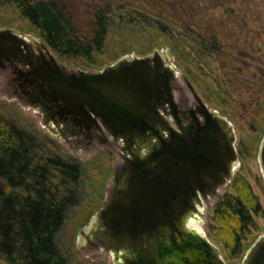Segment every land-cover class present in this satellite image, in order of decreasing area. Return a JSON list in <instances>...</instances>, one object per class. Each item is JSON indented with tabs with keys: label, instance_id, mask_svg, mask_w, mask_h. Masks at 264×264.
I'll return each instance as SVG.
<instances>
[{
	"label": "water",
	"instance_id": "1",
	"mask_svg": "<svg viewBox=\"0 0 264 264\" xmlns=\"http://www.w3.org/2000/svg\"><path fill=\"white\" fill-rule=\"evenodd\" d=\"M50 49L41 37L0 29V64L10 57L20 58L27 69L24 82L37 86L42 97H31V106L53 103L60 115L98 119L113 138L129 129L136 131L137 141H141L130 150L135 182L123 183L125 194L120 193L106 210L92 216L79 231L77 247L94 245L104 235L102 241L112 245L113 264H228L220 248L193 221L200 213L187 200L185 174H172L167 181L161 176L147 179L149 173L159 171V159L179 152L163 145L160 131H153L151 126L159 121L156 106L173 104L171 84L182 75L173 64V53L154 50L140 58L122 57L97 72L68 73L56 63ZM235 140L234 126L226 116L218 111L206 114L205 125L198 127V135L192 140V150L186 152L189 158L193 153L194 157L186 160L184 155L183 160L200 163L206 158V166L198 165L200 170L212 168L211 184L226 186L232 174L220 177L217 170L226 157L231 168L237 165ZM257 158L264 178V133ZM194 181L202 184L206 178L195 177ZM240 264H264V232L243 254Z\"/></svg>",
	"mask_w": 264,
	"mask_h": 264
},
{
	"label": "rangeland",
	"instance_id": "2",
	"mask_svg": "<svg viewBox=\"0 0 264 264\" xmlns=\"http://www.w3.org/2000/svg\"><path fill=\"white\" fill-rule=\"evenodd\" d=\"M65 2L68 6L66 9L75 19L76 25L79 28H86L89 16L93 12V4L98 0ZM214 2L215 0H212V3ZM128 4V0L116 3L115 10L108 17V35L103 50L92 54L91 61L63 57L53 49H50L51 54L66 72L78 73L97 72L125 56L140 58L154 50L162 49H169L173 53L175 57L173 64L182 72V75H177L175 79L176 96L182 95L187 102H195L184 77L190 81L197 96L209 109L218 110L232 122L237 138L236 145L241 143L245 146L246 157H242L240 172L236 175H240L249 184L252 194L258 199L263 215L253 217L254 227L243 241L244 254L264 232V178L260 173L257 158L264 133V92L257 94L247 90L235 95L233 89H236L237 85L233 82V89L229 86L227 82L229 79L226 78L217 52H213L210 45L203 42L201 35L199 37V34H194L192 30L187 31L164 23L162 24L165 29L161 30L162 28L158 27V24H161L159 20L148 15L143 23L135 21L133 8ZM237 4L239 7L233 5L235 12L226 17L221 16L224 14L220 8L216 11L217 17H222L228 22L226 33L231 36L230 39L235 41L251 34L256 38L259 36L263 38L264 0H238ZM192 13V10L188 11L187 15L193 16ZM5 28H12L35 38L41 37L12 3L0 5V29ZM241 54L237 57L236 63L242 70L249 65L255 67L261 59L258 47L254 49L248 61L245 55ZM11 88L10 71L0 69V113L14 119L20 128L35 138L40 156L46 153L53 154L65 161H75L80 167L79 181L72 187V191L76 193V204L67 209L64 223L55 237L59 253L67 264H113L112 255L99 244H84L79 248L77 246L79 231L104 207L108 187L111 186L112 177L122 160L121 145L111 138L106 142L95 138L81 144L73 137L67 139L61 136L52 122L45 120L37 107L31 106L25 98L15 96ZM240 97H243L244 101ZM61 179L54 173L53 181L56 185ZM233 179L228 187L206 202L201 210L202 215L194 221L208 239L220 248L221 256L228 264H240L243 255L236 259L229 258L221 242L211 233L213 207L225 193L235 194ZM239 188L243 195H247L242 185Z\"/></svg>",
	"mask_w": 264,
	"mask_h": 264
},
{
	"label": "trees",
	"instance_id": "3",
	"mask_svg": "<svg viewBox=\"0 0 264 264\" xmlns=\"http://www.w3.org/2000/svg\"><path fill=\"white\" fill-rule=\"evenodd\" d=\"M118 1L98 0L93 4L86 28L76 25L65 0H0V5L14 4L60 56L89 62L92 54L103 50L108 17ZM237 2L128 0V5L133 8L135 21L142 22L148 15L159 20L161 30L165 29L164 23L201 35L203 42L217 52L229 86L232 88L233 82L237 85L236 89L232 88L235 95L247 90L262 93L264 36L256 38L251 34L232 41L226 33L228 22L222 17L233 14V5L239 7ZM219 8L224 14L222 17L216 15ZM191 10L193 16L187 15ZM257 47L261 59L255 67L249 65L242 70L236 63L237 57L242 53L248 61ZM241 100L244 101L243 97ZM54 173L62 178L58 185L53 181ZM79 178L77 162L49 153L40 156L35 138L14 119L0 113V264H67L56 247L55 237L67 209L76 204L72 187ZM240 185L247 195H243ZM232 186L235 194L225 193L213 207L211 233L221 242L228 257L236 259L243 255V241L254 227L253 217L262 216L263 211L240 175L234 177Z\"/></svg>",
	"mask_w": 264,
	"mask_h": 264
},
{
	"label": "flooded vegetation",
	"instance_id": "4",
	"mask_svg": "<svg viewBox=\"0 0 264 264\" xmlns=\"http://www.w3.org/2000/svg\"><path fill=\"white\" fill-rule=\"evenodd\" d=\"M0 69L10 71L12 81L11 92L15 96L25 98L28 103H30L34 97L42 98L39 94H37V86L24 82V73L27 69L20 58L10 57L9 60L2 61ZM188 82L190 83V81ZM190 85L191 87L187 84L195 102L189 103L186 101V98H182V95L176 96V85L174 80L171 84L173 104L170 105L166 103L156 106L159 121H155L154 124L151 123L153 131H160L159 133L161 134V142L163 145L169 146L172 151L175 150L179 152L177 156H169L172 160H167L169 158L168 156L163 159H159L157 163L159 171L157 173H149L147 175V179L156 180L159 176H161L160 179L162 181H167L171 178L172 174L176 175V177H182L185 174V177L188 178L186 193L189 197L187 200L190 201V207L200 213V215L195 216V219H198V217L202 215L201 210H203L206 202L211 200V198L222 189L228 187L231 182L226 186L222 185L221 182H216L215 185L211 184L212 181L209 180V177L212 176V168L210 170H200L198 166L199 164L206 166V158L201 160L200 163L197 160L185 163L183 160L184 155L187 158L186 160H191L194 157L193 153L191 158H189V153L186 152L192 150V140H194V138L198 135V127L205 125L206 114H212L215 111H218L209 109L208 106L197 96L191 83ZM197 98H199L200 102H198ZM201 103L204 104L205 107L202 106ZM37 106L39 112L44 116L45 120L52 122L59 134L67 139L69 137H73L77 143L84 144L85 142L87 143V140L93 141L95 138L101 140L102 142H106L109 138H111L114 141L117 140L121 145L122 160L118 164L114 176L112 177V183L111 186L108 187L104 207L100 209L99 213H101L102 210H106L120 193L125 194L123 191V183L127 185L129 182L133 183V181L135 182L136 180V178H132L134 165L130 155V150L141 144V141H137L139 138L135 136L136 131H130L128 129L124 134H118L117 137L113 138L110 131L103 124H101L98 119L96 121H88L87 119L60 115L57 107L53 103H46L45 107L40 104H37ZM236 140L234 147L238 158L237 165L231 168V163L226 157L217 170L218 176L220 177L232 174L231 181L233 177L240 172L241 160H243L242 157H246L244 154L245 146H242L241 143L236 145ZM142 151L144 153H148L144 148H142ZM165 154L169 155L170 153L166 151ZM230 168L231 170L229 171ZM195 177H205L206 182L198 184L194 181ZM195 219H193V221ZM195 224L197 225V223ZM100 239L101 241H98L97 244H99L100 247L105 248L109 254L112 255V245L109 242L102 241L105 239L104 235H102V237L100 236Z\"/></svg>",
	"mask_w": 264,
	"mask_h": 264
},
{
	"label": "bare ground",
	"instance_id": "5",
	"mask_svg": "<svg viewBox=\"0 0 264 264\" xmlns=\"http://www.w3.org/2000/svg\"><path fill=\"white\" fill-rule=\"evenodd\" d=\"M197 228H199L200 229V227L198 226Z\"/></svg>",
	"mask_w": 264,
	"mask_h": 264
}]
</instances>
